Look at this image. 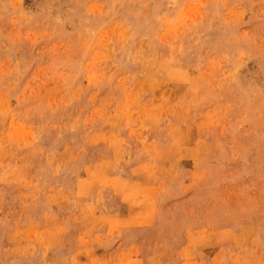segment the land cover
<instances>
[{
    "label": "rangeland",
    "instance_id": "rangeland-1",
    "mask_svg": "<svg viewBox=\"0 0 264 264\" xmlns=\"http://www.w3.org/2000/svg\"><path fill=\"white\" fill-rule=\"evenodd\" d=\"M0 264H264V0H0Z\"/></svg>",
    "mask_w": 264,
    "mask_h": 264
}]
</instances>
